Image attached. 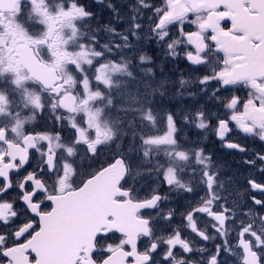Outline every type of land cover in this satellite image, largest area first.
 <instances>
[{"label":"snow or ice","instance_id":"1","mask_svg":"<svg viewBox=\"0 0 264 264\" xmlns=\"http://www.w3.org/2000/svg\"><path fill=\"white\" fill-rule=\"evenodd\" d=\"M105 7L0 0V264H264V0Z\"/></svg>","mask_w":264,"mask_h":264},{"label":"rangeland","instance_id":"2","mask_svg":"<svg viewBox=\"0 0 264 264\" xmlns=\"http://www.w3.org/2000/svg\"><path fill=\"white\" fill-rule=\"evenodd\" d=\"M108 0H104V3L98 2V0H84V3H86L92 11H94L97 14V18L101 20L103 23H107L108 20L111 19L110 10L105 7ZM116 2L124 3L125 0H116ZM149 53L154 56L156 64L160 65L164 68L165 73L169 75V77L173 80H179L181 72L184 73V78L187 79L190 75V70L188 68V65L183 62L180 59L173 60L171 57L165 58L163 55L162 49L156 47L153 45L151 48H149ZM151 66V65H149ZM155 71L159 74V67L155 69ZM179 89V85H175V88L172 90ZM187 91L191 92H198L199 87L198 86H189L187 88ZM178 103L174 106L176 108H182V107H190L194 104V100L191 98H188L185 96V98H177ZM209 108H211V105H208ZM183 131L180 133L181 136L187 134L188 137H191L192 139H195L194 132H196V128L192 126H183ZM155 185H153L154 187Z\"/></svg>","mask_w":264,"mask_h":264},{"label":"flooded vegetation","instance_id":"3","mask_svg":"<svg viewBox=\"0 0 264 264\" xmlns=\"http://www.w3.org/2000/svg\"><path fill=\"white\" fill-rule=\"evenodd\" d=\"M243 94V93H241ZM46 117H39L37 118V123L40 125H43L45 123ZM200 130L196 129V132H194L195 139L197 138V133ZM233 140L236 142H239L243 145H245L248 149V153H240L236 150L227 149L221 145L219 140H217L215 137L209 136V138L205 141L206 147L208 150H210L213 153V156L217 162H219L221 165L225 168V175H234L237 170L239 171L240 175L237 177L241 183H243L244 175H246L248 172H252L254 170L249 169L247 166L243 164L237 163L238 161L242 160L243 158L250 157L251 153L253 151H258L261 148H264V145H261L258 142H253L251 139L245 140L243 137L236 136L235 134L232 137ZM101 159H104L102 156ZM85 165L87 164V158L84 160ZM256 178L259 180L260 176L257 173ZM150 187H153V185H150ZM167 189H162V191H166ZM229 190H231L229 186ZM143 195V193H142ZM249 195H256L257 198H260V193L252 192ZM216 243H219V241H216ZM197 246H200V244H197ZM204 246L208 248H212V243L204 244Z\"/></svg>","mask_w":264,"mask_h":264}]
</instances>
